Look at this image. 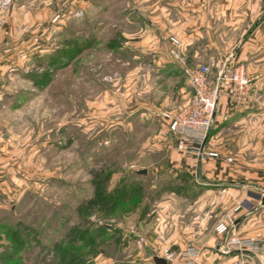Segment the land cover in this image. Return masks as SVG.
Returning a JSON list of instances; mask_svg holds the SVG:
<instances>
[{
    "label": "rangeland",
    "instance_id": "374dc122",
    "mask_svg": "<svg viewBox=\"0 0 264 264\" xmlns=\"http://www.w3.org/2000/svg\"><path fill=\"white\" fill-rule=\"evenodd\" d=\"M13 4L40 12L41 20L22 35L25 48L5 42L12 53L0 57L6 59L0 105L7 107L0 123L12 153L0 175V264H65L55 252L64 243L83 264H96L101 253L115 262L152 264L144 254L155 240L165 243L167 232L197 218L212 229L231 211L230 202H238L237 214L250 209L248 202L257 204L244 191L214 189L172 167L178 142L161 113L186 100L177 88L185 96L191 88L184 74L176 81L157 76L149 50L135 45L136 0H0V12ZM89 222L107 234L71 238ZM256 222L247 231L259 236L264 220ZM167 251L158 253L166 258Z\"/></svg>",
    "mask_w": 264,
    "mask_h": 264
},
{
    "label": "crops",
    "instance_id": "0c3cea01",
    "mask_svg": "<svg viewBox=\"0 0 264 264\" xmlns=\"http://www.w3.org/2000/svg\"><path fill=\"white\" fill-rule=\"evenodd\" d=\"M136 2L138 7L134 10L133 18L139 24L140 29L137 28V32L140 40L135 45L139 50H149V63L154 65L157 76L176 81L184 74L181 65L171 57V38L175 37L182 44L186 63L189 66H208L212 82L219 80L226 66H244L246 76L251 82L252 90L245 105L238 104L233 99V84L226 82L221 86L217 116L208 143V148L217 152L219 157L201 161L195 155L181 153L176 146L173 153L175 163L172 160V167L196 180L200 178L204 185H212L216 187L214 189L229 187L230 194H242L244 191L257 204L248 202L250 209L244 214H237L238 202H230L226 205L231 211L215 227L213 225L212 229H206L205 219L197 218L196 224L186 223L180 232H167L165 243L155 240L151 244L154 250H150L148 255L144 254L145 257H151L152 264H156L155 259L160 255L158 250L163 248L169 250L166 255L168 257L160 255L158 258L165 259L168 264H188L182 256L188 250L194 249L199 254L198 264H228L233 258L220 253L225 238L217 231L221 224L229 227V235L245 239L264 237V227L260 237L247 231L257 225L256 221L264 220V0ZM145 5L146 8L143 7ZM14 7L13 4L6 11L0 12V17L4 13L0 23V57H8L12 53V49L4 47L5 42L14 40L15 45L25 48L27 36L23 38L22 35L33 29L34 25L39 27L38 22L41 20L40 12L32 14L27 9L28 11L23 10V14L22 8L17 10ZM73 41L76 43L82 40L74 38ZM88 42L90 41L84 40L85 44ZM120 47L121 50L123 44ZM5 61L6 59H0V70ZM175 91L178 98H185V101L190 97L189 94L185 96L183 89L177 88ZM6 111V105H0V112ZM5 130V122L0 123V175L4 176L7 173V164L12 160V153L7 149L11 141L2 132ZM237 183L242 188L237 187ZM231 187L239 190H232ZM249 188H258L260 192H252ZM198 189L211 190H195ZM167 207L173 210L172 207ZM143 220L137 223L139 228ZM194 225L197 226L196 230L192 227ZM242 227H245L246 234H243ZM132 256L141 257L142 254ZM93 261L96 264H135L115 262L111 258L103 259L102 253Z\"/></svg>",
    "mask_w": 264,
    "mask_h": 264
},
{
    "label": "built area",
    "instance_id": "2783aa9c",
    "mask_svg": "<svg viewBox=\"0 0 264 264\" xmlns=\"http://www.w3.org/2000/svg\"><path fill=\"white\" fill-rule=\"evenodd\" d=\"M171 43L173 47L171 57L181 65L191 88V95L174 110L162 112L161 119L177 138L178 150L181 153L195 155L201 161L216 159L219 154L211 151L208 143L217 116L221 86L226 82L233 84V99L238 104L245 105L252 90L251 82L246 76L244 66L232 68L226 66L219 80L213 84L208 66H189L183 57L180 40L173 37ZM217 231L225 237L220 247L223 256L228 257L230 253L237 251L242 253L238 257H228L233 258L228 264H264V237L245 239L237 235H229V227L225 224H221ZM135 237L141 244H146L147 239L144 236L135 234ZM166 254H169V251ZM249 256L258 258L259 263L249 262ZM182 259L188 264H198L199 254L196 250L190 249L185 252Z\"/></svg>",
    "mask_w": 264,
    "mask_h": 264
},
{
    "label": "trees",
    "instance_id": "16d2710c",
    "mask_svg": "<svg viewBox=\"0 0 264 264\" xmlns=\"http://www.w3.org/2000/svg\"><path fill=\"white\" fill-rule=\"evenodd\" d=\"M186 176H188V174ZM106 203L108 205L110 204L107 201H106ZM89 224H90V226L87 229L76 228L75 230H73V232H71L72 233L71 238L72 239L73 238L78 239L81 242L88 241V240L92 241L93 239H91V238L94 236V233L97 234V237L101 238V237H103L104 234L106 235L108 232V228H106L104 226L100 227L99 231L98 230H92L93 223L89 222ZM94 231H96V232H94ZM66 244L67 243H64V244L59 245L58 247L55 248L56 257L62 259V261H64L65 264H83V261H82L83 257L80 254H78L77 252H74V251L70 250V248L66 247ZM9 258L13 259V255L9 256Z\"/></svg>",
    "mask_w": 264,
    "mask_h": 264
},
{
    "label": "water",
    "instance_id": "95a60500",
    "mask_svg": "<svg viewBox=\"0 0 264 264\" xmlns=\"http://www.w3.org/2000/svg\"><path fill=\"white\" fill-rule=\"evenodd\" d=\"M139 175H146L147 174V171H142V172H139L138 173ZM242 253L241 252H232L228 255V257H238V256H241ZM244 255H247V253H244ZM155 262L156 264H168L167 261L163 258H156L155 259Z\"/></svg>",
    "mask_w": 264,
    "mask_h": 264
}]
</instances>
